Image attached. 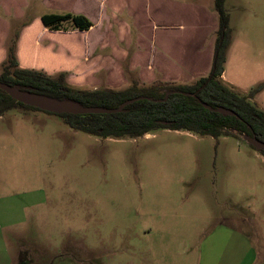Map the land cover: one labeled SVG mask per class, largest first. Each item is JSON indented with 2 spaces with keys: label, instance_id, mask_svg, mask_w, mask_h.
I'll return each mask as SVG.
<instances>
[{
  "label": "rangeland",
  "instance_id": "rangeland-1",
  "mask_svg": "<svg viewBox=\"0 0 264 264\" xmlns=\"http://www.w3.org/2000/svg\"><path fill=\"white\" fill-rule=\"evenodd\" d=\"M125 1L111 28L132 55L138 8L152 0ZM179 3L169 9L186 19ZM194 4L216 14L215 0ZM41 7L31 0L25 19L8 18L10 33ZM225 9L233 31L225 81L244 95L264 82V0H226ZM199 17L205 18L191 11L188 20ZM120 22L133 38L129 50ZM96 29L105 33L106 25ZM106 42L99 53L111 51ZM105 87L111 88H98ZM256 103L264 110V91ZM219 227L240 232L264 260V156L245 137L161 130L103 140L45 112L0 118V264H199L203 241Z\"/></svg>",
  "mask_w": 264,
  "mask_h": 264
},
{
  "label": "crops",
  "instance_id": "crops-1",
  "mask_svg": "<svg viewBox=\"0 0 264 264\" xmlns=\"http://www.w3.org/2000/svg\"><path fill=\"white\" fill-rule=\"evenodd\" d=\"M31 0H0V65L7 58L6 42L10 35L8 18L21 21L26 18V10ZM157 9L152 6L136 14L137 6L129 7L131 14L137 15L138 37L135 50L129 53L126 48L118 45L113 35L114 21L130 4L125 0H40L41 11L29 16L30 22L20 31L17 43V58L21 69L36 70L54 76L62 72L69 74V83L77 87L98 89L103 83L115 89L118 84L126 85V68L137 73L145 83L154 82L157 77L163 81L188 83L195 78L207 75L212 66L214 55V33L217 29V15L206 7L194 3L182 6L178 0H155ZM179 3V9L186 10L184 17L172 15L170 4ZM176 6V5H175ZM40 7V5H39ZM162 7V11L161 10ZM50 12H70L84 15L94 26L86 32H56L46 28L41 17ZM200 12V17L188 20L190 12ZM140 13L143 17L140 16ZM146 13V18L144 15ZM94 14L99 16L97 21ZM148 14V15H147ZM169 15V17H168ZM96 16V17H97ZM106 25V32H98L99 25ZM142 25H148V34ZM126 22H120V39L129 50L133 38L126 31ZM150 26V27H149ZM145 27V26H144ZM96 30V31H95ZM151 36L150 40L147 36ZM106 41L111 51L99 53L100 46ZM107 43V42H106ZM233 44V43H232ZM232 45L229 49V52ZM229 52L226 67L229 64ZM131 55V56H130ZM225 73L223 80L225 81ZM226 82V81H225ZM121 87V88H123ZM237 88V87H236ZM258 96L256 97L257 100ZM199 264H264L259 260L257 251L238 231L229 228H216L208 235L201 245Z\"/></svg>",
  "mask_w": 264,
  "mask_h": 264
},
{
  "label": "trees",
  "instance_id": "trees-1",
  "mask_svg": "<svg viewBox=\"0 0 264 264\" xmlns=\"http://www.w3.org/2000/svg\"><path fill=\"white\" fill-rule=\"evenodd\" d=\"M225 3L226 0H215L218 23L213 35L211 70L188 83L166 82L157 77L148 84L126 68L125 74L129 79L126 88L73 86L66 72L51 76L41 71L21 69L17 58L21 30L10 33L6 42L7 58L0 65L1 83L84 107L118 109L127 101H136L116 114H55L21 104L0 88V118L15 110L45 112L59 117L74 131L103 140H135L167 130L214 139L249 136L264 143V110L256 103V97L264 91V82L243 95L223 80L227 55L233 43ZM41 20L46 28L56 32H86L94 26L86 16L70 12H50L44 14ZM204 104L214 109L223 107L232 110L238 116L209 111ZM256 151L264 156V151Z\"/></svg>",
  "mask_w": 264,
  "mask_h": 264
},
{
  "label": "water",
  "instance_id": "water-1",
  "mask_svg": "<svg viewBox=\"0 0 264 264\" xmlns=\"http://www.w3.org/2000/svg\"><path fill=\"white\" fill-rule=\"evenodd\" d=\"M0 88L4 92L8 93L11 96V98H13L14 100H16L17 102L21 104L34 107V108H37L45 112L55 113V114H71V115L116 114V113H120L126 106L136 101V100L127 101L118 109H103V108H96V107H84L72 101H59L57 99H53V98H49V97L42 96L39 94L27 92L17 87H11L1 82H0ZM204 107L208 109L209 111L217 112L223 115L235 116V117L238 116L234 111L223 108V107H220L219 109H214L207 104H204ZM245 138L249 141L250 145L254 149L258 151H264L263 142H261L255 137L245 136Z\"/></svg>",
  "mask_w": 264,
  "mask_h": 264
}]
</instances>
